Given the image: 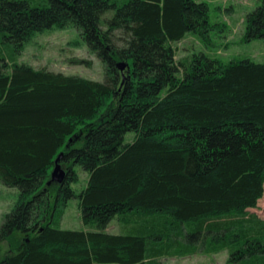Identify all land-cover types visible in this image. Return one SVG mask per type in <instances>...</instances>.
Returning a JSON list of instances; mask_svg holds the SVG:
<instances>
[{
	"label": "trees",
	"instance_id": "1",
	"mask_svg": "<svg viewBox=\"0 0 264 264\" xmlns=\"http://www.w3.org/2000/svg\"><path fill=\"white\" fill-rule=\"evenodd\" d=\"M208 11L195 0H0V41L15 53L34 33L72 27L104 71L96 82L0 59V182L18 190L0 264H159L222 251L228 264H264V220L246 212L264 192V62L175 61L171 47L205 38ZM260 39L264 0L242 36ZM56 158L65 173L51 182ZM75 166L88 175L78 194ZM75 198L91 231L58 228ZM115 216L121 232L105 233Z\"/></svg>",
	"mask_w": 264,
	"mask_h": 264
},
{
	"label": "rangeland",
	"instance_id": "2",
	"mask_svg": "<svg viewBox=\"0 0 264 264\" xmlns=\"http://www.w3.org/2000/svg\"><path fill=\"white\" fill-rule=\"evenodd\" d=\"M28 1L33 4L36 0ZM117 1L121 2L122 0ZM195 1L205 2L208 5V19L213 28L204 34L205 38L188 33L182 40L172 43L175 61H182L191 55L201 53L223 63L240 60H250L254 63L264 62V39L249 43L242 40L246 15L259 5V0ZM0 59H4L8 64L11 61L36 70L42 69L65 76H75L96 82L104 80L101 62L88 50L78 32L72 27H53L30 35L23 43L19 54L14 52L12 45L0 41ZM88 122L91 120L84 121V123ZM133 139L134 134L127 133L123 138V143H131ZM74 170L78 181L71 187L78 194L85 188L88 175L79 166H75ZM17 197V189L7 188L0 182V226L4 216L12 210ZM62 211L59 229L92 230L90 227L83 226L76 198L70 199ZM246 212L256 214L264 220V192L261 199L257 201L256 207L247 209ZM118 219V216L113 217L104 232L113 235L119 234L121 231ZM9 252L8 243L0 241V260ZM227 259V251H222L213 255L195 254L183 258H162L158 262L159 264H228Z\"/></svg>",
	"mask_w": 264,
	"mask_h": 264
},
{
	"label": "water",
	"instance_id": "3",
	"mask_svg": "<svg viewBox=\"0 0 264 264\" xmlns=\"http://www.w3.org/2000/svg\"><path fill=\"white\" fill-rule=\"evenodd\" d=\"M125 66H126V64L123 63V62L117 63V69L120 72H123V70L125 69ZM58 158H56L55 161H54L55 162V166H54L53 171L51 173V178H50V181L51 182H60L61 179L63 178L64 173H65L64 170L57 168ZM55 173H56V175H55ZM48 184H49V182H47V185Z\"/></svg>",
	"mask_w": 264,
	"mask_h": 264
}]
</instances>
